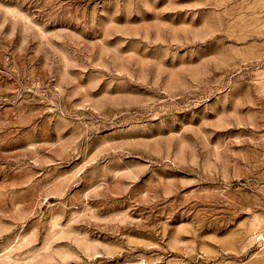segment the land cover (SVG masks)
<instances>
[{"label":"rangeland","instance_id":"374dc122","mask_svg":"<svg viewBox=\"0 0 264 264\" xmlns=\"http://www.w3.org/2000/svg\"><path fill=\"white\" fill-rule=\"evenodd\" d=\"M0 264H264V0H0Z\"/></svg>","mask_w":264,"mask_h":264}]
</instances>
